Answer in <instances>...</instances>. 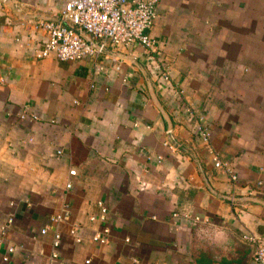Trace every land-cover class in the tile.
Instances as JSON below:
<instances>
[{"label":"crops","instance_id":"1","mask_svg":"<svg viewBox=\"0 0 264 264\" xmlns=\"http://www.w3.org/2000/svg\"><path fill=\"white\" fill-rule=\"evenodd\" d=\"M60 10L58 0H0V226L15 217L0 264H51L56 229L64 264H250L242 237L264 242V0H160L154 56L133 45L37 59L48 34L35 23ZM162 61L172 84L157 77ZM188 105L237 182L196 139ZM25 110L40 119H21ZM98 200L110 208L105 245L92 240ZM64 202L69 222H50ZM75 223L82 244L68 234ZM10 245L24 248L8 255Z\"/></svg>","mask_w":264,"mask_h":264},{"label":"built area","instance_id":"2","mask_svg":"<svg viewBox=\"0 0 264 264\" xmlns=\"http://www.w3.org/2000/svg\"><path fill=\"white\" fill-rule=\"evenodd\" d=\"M61 10L57 18L51 20H40L35 23L36 29H43L48 34L45 41L36 46L35 56L37 59L55 57L60 61H81L85 58L99 59L108 54V50L140 45L147 49L150 55L154 56L157 51V41L150 35L155 20L158 17L160 0H58ZM113 60L115 70H120L121 63ZM157 77L160 82L172 84L171 66L168 62L158 63ZM125 81V80H124ZM177 95L181 98L183 90H178ZM184 102H186L184 100ZM187 104V103H185ZM188 115L196 120L194 135L198 141L206 145L213 154L214 166L228 174L233 183L238 181V175L228 162L221 160L220 156L210 146L212 130L207 123L205 116L194 109L191 105L186 106ZM21 119L37 121L40 117L31 114L27 110L20 115ZM54 122V121H52ZM172 130L166 132L169 140L164 145L170 150H175L176 143L172 139ZM57 155L63 153L56 151ZM161 160V157H158ZM70 176H76L75 170H70ZM262 185V182H258ZM72 183L66 184V189L72 188ZM145 185H142L144 187ZM233 200V199H232ZM97 215H92L90 220L98 221L100 230L97 231L92 240L100 245L108 244L110 241V208L102 200L96 202ZM72 215V207L69 202H64L59 211L50 217V222L61 225L69 222ZM175 217H180L177 213ZM14 214L0 226V244L14 222ZM198 219V218H197ZM50 227L41 228V234L49 233ZM82 226L75 223L69 227L68 234L77 244H82L84 238L81 235ZM243 240L252 246V257L250 264H264V242L254 235H244ZM127 243L131 242L130 237L126 238ZM63 244V233L56 229L53 234L51 264H64L61 258V247ZM23 245H10L7 253L14 254L17 250L23 249ZM8 255L3 258L8 261ZM90 264V260L86 261ZM131 264H142L137 257H132Z\"/></svg>","mask_w":264,"mask_h":264},{"label":"rangeland","instance_id":"3","mask_svg":"<svg viewBox=\"0 0 264 264\" xmlns=\"http://www.w3.org/2000/svg\"><path fill=\"white\" fill-rule=\"evenodd\" d=\"M252 252H253V251H251V252L249 251L250 256H251Z\"/></svg>","mask_w":264,"mask_h":264}]
</instances>
